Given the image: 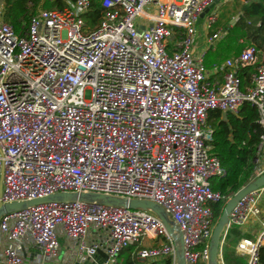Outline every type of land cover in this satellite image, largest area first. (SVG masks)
I'll return each mask as SVG.
<instances>
[{"label":"built area","instance_id":"1","mask_svg":"<svg viewBox=\"0 0 264 264\" xmlns=\"http://www.w3.org/2000/svg\"><path fill=\"white\" fill-rule=\"evenodd\" d=\"M216 1L101 0L104 16L89 29L92 0H77L40 10L20 34L0 9V204L97 193L156 203L174 227L170 234L150 211L38 204L0 217V264H27V247L36 264L54 262L62 237L74 246L66 264L100 252L105 264H117L134 245L145 261L212 264L213 205L234 196L212 189V179L227 174L211 152L212 111L256 107L261 136L249 182L264 175V51L250 45L216 64L221 83L208 80L207 50L194 53L201 16ZM217 22L208 15L206 30ZM226 34L213 33L209 48ZM247 69L243 85L239 72ZM250 223L260 234L242 239L236 255L261 264L264 187L237 203L226 234ZM146 240L154 244L141 246Z\"/></svg>","mask_w":264,"mask_h":264},{"label":"trees","instance_id":"2","mask_svg":"<svg viewBox=\"0 0 264 264\" xmlns=\"http://www.w3.org/2000/svg\"><path fill=\"white\" fill-rule=\"evenodd\" d=\"M77 0H3V18L11 24L16 33L20 34L22 27L31 16L42 9L65 8ZM244 8H246L244 10ZM233 15L225 20H218L212 27L211 34L220 27L226 29L227 34L210 48L204 58L205 66L212 70L216 64L223 63L231 56L241 54L248 46L255 45L264 51V0H236L233 5ZM104 16L101 0H92V9L84 15L89 29L96 28ZM250 70H242L239 76L243 85L248 83ZM258 111L250 103H245L238 114L228 113L224 117L221 111H212L208 124L214 130L210 142L212 153L217 156L226 170V176L214 178L212 189L229 197L246 185L255 173V163L261 130L257 123ZM224 208V201L213 205L215 217L220 218ZM246 235L238 228L231 227L222 248L224 264H247L246 260L235 254V246ZM140 246L126 248L119 257L117 264H138L136 255ZM260 261L264 264V246L260 248ZM148 264H171L170 259L151 261Z\"/></svg>","mask_w":264,"mask_h":264},{"label":"water","instance_id":"3","mask_svg":"<svg viewBox=\"0 0 264 264\" xmlns=\"http://www.w3.org/2000/svg\"><path fill=\"white\" fill-rule=\"evenodd\" d=\"M220 0H217L211 7L206 11L208 13L211 9L214 8L215 4H217ZM3 1L0 0V7L2 6ZM246 8H244L245 10ZM204 13L202 17L206 14ZM228 113H224V117H227ZM264 187V175L256 178L255 180L249 182L245 186H243L238 192L234 194V196L225 204L223 208L222 215L219 218V221L216 224V227L212 236V248H211V263L212 264H221V252L224 244V238L226 235V228L228 223L229 214L232 212L237 203L244 198L246 195L251 192ZM2 185L0 186L1 192ZM57 201H66V202H86V203H95L105 206H114V207H122V208H130L133 210H143L150 211L154 213L157 217H159L164 224L166 225L169 233H173L174 227L172 225V221L170 220L169 214L165 211L164 208L159 206L156 203L150 201H140V200H128L125 198L115 197V196H107L103 194L97 193H63L57 194L53 196H49L42 199H37L29 202H21V203H13L2 205L0 204V217L3 214H7L13 211L21 210L27 208L29 206H34L43 203L49 202H57ZM99 254H104L100 252ZM105 255V254H104ZM105 259L107 260V256L105 255ZM180 264H186L184 259L179 256ZM82 264H99L96 262L95 258H89Z\"/></svg>","mask_w":264,"mask_h":264},{"label":"crops","instance_id":"4","mask_svg":"<svg viewBox=\"0 0 264 264\" xmlns=\"http://www.w3.org/2000/svg\"><path fill=\"white\" fill-rule=\"evenodd\" d=\"M235 1L236 0H234V1L233 0H225V2H228V3H230V2H234L235 3ZM217 4H215L214 8L216 7ZM2 6H3V3H2ZM2 6L0 7L1 10H2ZM213 9H211L208 13H206L204 15V17H202L200 19L199 26H200V29H201V35L197 37V41H196L195 49H194V53H195L196 56H200L204 51H206V50L208 51L210 49L209 46H208V38L212 34L210 33V31L206 30V28L204 26H202V22H203V20L206 17H208V15L211 14V11ZM236 18H237V15L234 14L232 16V19H233L232 21L236 20ZM220 28H223V27H220ZM199 40H201V42L198 44ZM209 71H210V74L208 76V80L211 83H217V82L221 83L222 82V75L221 74L214 73L213 69L209 70ZM245 85H247V84H245ZM261 163H262V165H264V149H263V151L261 153ZM239 229L246 235L247 238H250V239H255L260 234V231H261L260 227L258 225H256V224H253V223H250V224L246 225L245 227L239 228ZM60 241H61V251H60V255H59L58 259L55 260L54 262H49V263H46V264H66V262L70 259L71 255H72V252H73V248H74L73 244L70 241H68L66 238H64V237H62L60 239ZM153 244H154V242L152 240H146L143 243V245H141V246L148 247V246H151ZM235 254H236V251H235ZM26 256H27V264H36L35 263L36 250L34 248L27 247ZM136 261L138 262V264H148L149 262H151V261L141 260V259H139L137 257V255H136ZM221 261H223L222 252H221ZM96 262L99 263V264H105V262H106L105 255L104 254H98L96 256Z\"/></svg>","mask_w":264,"mask_h":264},{"label":"rangeland","instance_id":"5","mask_svg":"<svg viewBox=\"0 0 264 264\" xmlns=\"http://www.w3.org/2000/svg\"><path fill=\"white\" fill-rule=\"evenodd\" d=\"M233 5H234V2L228 3V2H225V0H221L216 5V7L211 11V14L217 15V18L219 20H222V19L225 20L226 17H230V16L233 15L232 14L233 13V11H232ZM2 8H3V6H2ZM2 11H3V9H2ZM155 13H156L155 10H153L152 14L155 15ZM206 20H207V17L202 22V26H204V27H205ZM210 31H212V30H210ZM200 35H201V29H200V26H199V28H198V36H200ZM200 42H201V40L198 41V44ZM218 221H219V218L216 219V222H218ZM161 241H162V239H161Z\"/></svg>","mask_w":264,"mask_h":264}]
</instances>
